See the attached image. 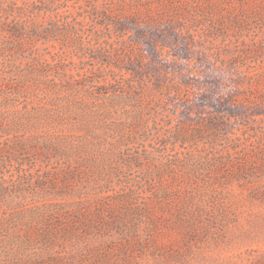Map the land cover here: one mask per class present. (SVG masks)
<instances>
[{"label": "rangeland", "instance_id": "374dc122", "mask_svg": "<svg viewBox=\"0 0 264 264\" xmlns=\"http://www.w3.org/2000/svg\"><path fill=\"white\" fill-rule=\"evenodd\" d=\"M44 1L0 0V264H264V121L231 118L227 126L225 118L219 133L203 129L200 140L186 143L174 135L186 118L218 115L216 102L233 87L229 76L251 88L246 100L264 97V80L254 89L250 83L264 79V21L251 19L239 34L229 29L214 45L194 42L186 27L175 36L181 49L152 45L142 68L158 63L165 77L147 78L139 102L126 91L136 77L90 57L98 46L90 17L80 16L81 45L70 32L34 33L64 22L57 8L79 7ZM29 2L34 8L24 10ZM14 24L22 35L2 31ZM206 46L204 69L218 82L201 106L185 107L205 94L199 65ZM231 50L240 54L233 65L218 55ZM214 138L217 152H233L221 175L209 162ZM241 164L258 171L239 177ZM102 197L109 208L102 223L88 228L71 219Z\"/></svg>", "mask_w": 264, "mask_h": 264}, {"label": "trees", "instance_id": "16d2710c", "mask_svg": "<svg viewBox=\"0 0 264 264\" xmlns=\"http://www.w3.org/2000/svg\"><path fill=\"white\" fill-rule=\"evenodd\" d=\"M56 0H45L46 5H51ZM70 0H62V2L68 3ZM79 7L77 10H67L65 7L57 8V14L63 17V21H55L50 27L36 28L35 34L39 35L42 39H46L49 35L61 32H70L73 39V44L77 45L82 43L84 30V21L86 17L92 19V27L90 32L93 33L94 41H96L97 53L90 56L91 58L100 61L101 64L106 63L111 69L119 72L127 73L129 76L136 77V81L130 80L126 91L134 94L132 97L139 102L145 99L147 93V78L153 81L164 79V73L161 66L158 63H154L155 67L151 72L142 68V60L148 54V50L152 45L161 41L168 45V47L179 46L178 40L175 39L178 29L187 28L188 38H191L196 43L204 44L209 43L214 45L218 38L224 36L227 38L229 29H237V34L242 33L243 30L250 25V20L255 19L257 24H262L264 21V0H77ZM36 4V3H35ZM33 2H29L28 6L24 7V10L34 8ZM74 5L68 6V8ZM51 8V6H50ZM65 9V10H62ZM40 10L39 8H36ZM75 9V8H74ZM48 11V10H46ZM79 11V12H78ZM81 11V12H80ZM79 13H81L79 15ZM80 16L83 19L80 20ZM61 19V18H60ZM71 19V20H69ZM197 26H201L203 33L197 34ZM62 27L64 29L62 30ZM66 27V29H65ZM129 30H133L135 33L133 37H128ZM161 30V36L158 38L157 31ZM199 30V29H198ZM13 37H18L22 33V29L18 24L11 25L7 29H3ZM147 31L152 32L153 36L149 38ZM22 35V34H21ZM75 36V38L73 37ZM102 41V43H100ZM204 40V41H203ZM79 41V42H77ZM91 43V42H90ZM107 45L109 48L103 46ZM79 45V47H81ZM181 49V45L179 46ZM210 47V46H209ZM105 48H107L106 51ZM210 49V48H209ZM205 56L201 59L199 68L202 70V76L205 77L204 81L200 82V87L205 94H196L191 98V101L185 102V107L192 108L194 106H201V98L203 95H211V84L218 82L215 71L211 68L204 69L205 62L202 61L206 55L208 47L206 46ZM247 55L248 49H247ZM232 58L229 61V65L235 64V58L237 56L232 50L227 54L223 52L218 53ZM151 70V69H149ZM192 73V72H190ZM209 73V74H207ZM241 75V74H240ZM153 78V79H152ZM243 77L236 75L229 76V82L233 85L232 89L225 97V101L216 102L215 111L218 115L210 118H200L201 122H191V118H186L184 122L179 126L174 135L178 140L183 143L200 140L204 135V130H212V133H219V125L224 124V119L228 121L226 125H229V120L235 118L239 120L241 118H248L251 122L262 123L264 116L260 118L264 113V97L254 96L250 101L246 100V95L250 93L247 88ZM263 78L253 79L251 78V87L256 85L255 83H262ZM250 96V95H249ZM216 100V99H215ZM199 105H198V104ZM222 119V120H221ZM198 128H194L196 126ZM193 126V128H192ZM213 137L215 135L212 134ZM227 140H231L229 136L225 137ZM166 143V142H165ZM213 150L215 152V159L211 158L210 167L215 172L213 175H221L217 171L218 167L226 164L225 155L232 154V149L228 146L215 150L216 138L211 141ZM243 157L252 160L250 154L246 153ZM264 159V154L262 155ZM230 162V160L228 161ZM257 169L248 168L241 164L236 169L239 173V177L244 175L254 174ZM156 177L150 178V183L155 180ZM174 183V182H173ZM127 195V194H126ZM104 198V199H103ZM106 197L101 198L98 206H79L75 214L70 215L71 219L79 226L93 227L102 223L100 217L105 212H108V204ZM146 210L148 204L144 205ZM97 207V208H96ZM74 213V212H73ZM110 227L109 225H104ZM53 229V228H52ZM63 232V230H61ZM75 229H67L64 227V233L68 235H75ZM57 234V232L55 231ZM78 234V233H77ZM68 237V236H65Z\"/></svg>", "mask_w": 264, "mask_h": 264}]
</instances>
